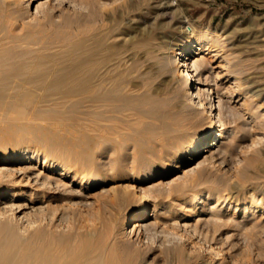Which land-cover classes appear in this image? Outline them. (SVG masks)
I'll return each mask as SVG.
<instances>
[{
  "label": "bare ground",
  "instance_id": "1",
  "mask_svg": "<svg viewBox=\"0 0 264 264\" xmlns=\"http://www.w3.org/2000/svg\"><path fill=\"white\" fill-rule=\"evenodd\" d=\"M31 1L0 0V141H4L0 144V264H141L138 249L125 238L140 235L148 218L162 215L172 205L206 203V192L197 190L205 183L202 171L194 176L190 172L222 138L235 137L226 134L233 131H228L220 118L222 97L218 93L213 96L212 87H202L203 82L195 77L201 62L191 60L195 44L205 42V49L218 55L221 45L202 32L182 31L175 48L160 56L173 63L183 77L175 98L164 99L165 106H172L169 111L174 121H163L157 130L146 120L138 126V51L124 55L109 42L119 33L116 28H95L79 15L60 20L54 6L47 7L52 0H35L31 9L42 11L43 16L33 15ZM182 27L174 26L171 36ZM134 29L136 33L128 37L138 46V26ZM154 102L161 103V99ZM203 108L213 127L203 128L186 145L157 148L166 165L187 159V166L163 182L168 185L144 187L143 183L155 177L157 163L151 157L153 152L140 151L138 159V131L143 136L149 133L151 137L157 131L173 138L192 124ZM140 110L141 115L148 112L144 107ZM43 120L50 121L44 124ZM73 146L81 149L78 159L71 157ZM122 148L137 154L134 160L131 155L132 164L119 156ZM101 150L119 153L108 163L112 169L107 164L109 172L94 162ZM77 181L82 191L74 189ZM110 183L113 185L105 188L111 191L109 201L86 216L80 215L74 224L61 226L76 193L80 191L77 195L88 204L85 190ZM137 198L140 203L134 204ZM132 203L125 218L113 211ZM213 207L211 203L210 209ZM179 217L174 220L177 224ZM183 256L185 264L193 258L189 251ZM192 263L209 264L203 260Z\"/></svg>",
  "mask_w": 264,
  "mask_h": 264
},
{
  "label": "rangeland",
  "instance_id": "2",
  "mask_svg": "<svg viewBox=\"0 0 264 264\" xmlns=\"http://www.w3.org/2000/svg\"><path fill=\"white\" fill-rule=\"evenodd\" d=\"M50 3L47 7L54 6L57 17L62 21L79 15L95 28H116L119 33L113 35L109 42L118 46L119 52L124 55L138 51V126L146 120L152 129L157 130L164 123L172 124L174 121L169 111L172 106H165L164 99L175 98L183 77L173 63L160 56L171 51L182 31L202 32L221 45L219 55L215 54L216 51L205 49V42L195 44L191 53V60L197 58L201 62L196 79L203 82L202 87H212L216 93L213 96L218 93L222 97L220 118L228 126V131H233L226 134H235L233 138H222L220 145L206 151L198 159L201 162L190 172L194 176L202 171L205 183L198 185L197 190L206 192L204 199L207 201L200 202L197 207L189 203L184 204L185 207L179 203L172 205L168 207V213L148 218L140 235L126 237L125 242L138 249L141 264H185L183 255L188 251L193 256L188 264H193V260L209 264H264V0H52ZM35 4V0L30 3L31 14L43 16L42 11L33 12L31 7ZM137 26L138 46L130 43L131 34L136 33L134 28ZM174 26L183 27L176 29L177 33L172 37L170 31ZM148 31L149 35L142 37ZM163 35L168 37L166 41L162 39ZM202 96L208 106L207 92ZM158 99L161 103L156 104L154 101ZM140 107L146 108L149 113L141 115ZM206 109L203 108L196 118L199 121L195 119L179 135L173 131V138L166 133L163 135V132L151 131L149 137V133L143 136L142 131H138V159L140 151L150 155L153 152L151 157L158 166L154 169L155 177L143 183L144 187L154 189L155 183L157 186L168 185L163 182L184 170L189 160L166 165V161L158 156L159 150L172 148L175 144L186 145L203 128L208 130L213 127L212 122L207 123ZM157 114L159 117H154ZM149 118L152 121L147 120ZM48 121L42 122L47 124ZM161 140L164 146L157 144ZM3 142L0 141V144ZM72 148L74 153L71 157L78 159L81 149L78 146ZM109 150L98 151L94 159L108 172L112 169L108 163L115 160L119 153V156H124V161L127 159V164H132L131 155L137 156L128 148H122L119 153ZM107 164L111 169H107ZM111 185L113 183L85 190L84 193L89 195L88 204L82 203V195H77L80 191L76 193L71 205L68 203V219L61 226L74 224L80 215L86 216L109 201L111 191L106 189ZM74 189L82 191L79 181L74 184ZM135 201L134 204L140 203L138 198ZM211 203L214 204L212 210ZM132 205L114 208L113 211L125 218ZM177 216L181 219L178 224L174 221ZM184 222L188 225L182 226ZM178 252H183V255L179 256Z\"/></svg>",
  "mask_w": 264,
  "mask_h": 264
}]
</instances>
